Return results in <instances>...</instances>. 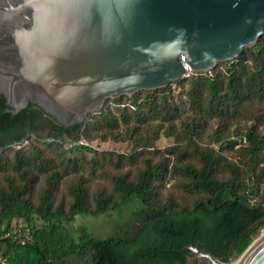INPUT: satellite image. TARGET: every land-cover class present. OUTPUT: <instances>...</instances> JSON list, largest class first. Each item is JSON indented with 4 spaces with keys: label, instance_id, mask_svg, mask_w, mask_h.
Segmentation results:
<instances>
[{
    "label": "trees",
    "instance_id": "1",
    "mask_svg": "<svg viewBox=\"0 0 264 264\" xmlns=\"http://www.w3.org/2000/svg\"><path fill=\"white\" fill-rule=\"evenodd\" d=\"M173 86L181 89L176 97ZM7 108L0 95V170L12 171L0 186V232L4 224L22 222L33 235L24 246L2 242L9 264H193L191 253L180 250L196 244L227 264L264 229V35L210 73L107 99L69 127L31 103L16 115ZM210 123L216 127L204 136ZM94 140L128 141L134 150L99 152L90 145ZM162 140L172 143L161 149ZM82 151L96 158L77 157ZM138 158L141 165L133 167ZM104 168L116 171L103 178L109 190L91 191ZM39 176L47 188L35 204L30 189ZM170 179L188 200L164 194ZM61 183L70 198L66 210L52 200ZM132 199L144 207L123 233L105 239L85 229L76 239L69 234L75 216L115 211Z\"/></svg>",
    "mask_w": 264,
    "mask_h": 264
},
{
    "label": "water",
    "instance_id": "2",
    "mask_svg": "<svg viewBox=\"0 0 264 264\" xmlns=\"http://www.w3.org/2000/svg\"><path fill=\"white\" fill-rule=\"evenodd\" d=\"M264 35V0H0V95L69 127L107 99L233 61ZM193 264H225L198 244ZM238 264H264V235Z\"/></svg>",
    "mask_w": 264,
    "mask_h": 264
},
{
    "label": "rangeland",
    "instance_id": "3",
    "mask_svg": "<svg viewBox=\"0 0 264 264\" xmlns=\"http://www.w3.org/2000/svg\"><path fill=\"white\" fill-rule=\"evenodd\" d=\"M171 90L173 91L175 97L178 96V93L181 92V89H178L176 86H173ZM215 127L216 125L210 123L204 131V136L212 133ZM260 129L263 131L264 126H260ZM230 135H232V132H230ZM206 141L207 139L205 138L202 142L205 143ZM171 143V140H162L158 143V147L163 149L165 146ZM90 145L99 152H116L121 154H129L134 150L132 142L128 141L94 140L90 142ZM22 146L27 147V144L24 143ZM52 154H54V152ZM225 155H227L229 158H233L235 153L233 151H226ZM76 156L80 158L84 157L86 160L96 158V155L94 153H89L86 151L77 153ZM142 161V158H138L134 162H132L134 163L132 166L139 167ZM127 163H129V161ZM260 168H263L264 170V165L260 166ZM6 170L8 171L4 173L0 170V186H4V176H8L10 173H12L10 169ZM103 172L104 174L101 176V178H94V182L89 186L91 191L94 192L95 190H98L102 187L105 190H109L110 184L108 183V180H105L103 178L104 176L106 177L105 174L113 175L116 171L113 168H104ZM33 183L34 185L30 189V191L32 192L31 197L33 202L37 204L41 191L44 188L46 189L47 187L44 186V180L40 176L37 179L33 178ZM51 192L54 206L61 204L63 209L66 210L68 203L70 202V198L66 194L64 184L61 183L56 188H53ZM163 192L165 195H173V197L181 200L189 199V196L181 191V188L179 187V181H177V179L168 180L165 183ZM143 207V203L140 200L132 199L127 201L115 211L95 216L84 214L77 215L75 216L74 221L67 226V230L74 239L77 238L79 232L82 229H85L89 234H91L94 238L97 239L115 237L117 234L123 233L132 226L134 222L135 213L139 212L141 209H143ZM263 233L264 229L259 232V234L254 238V240L258 239ZM239 257L227 264L234 263L239 259Z\"/></svg>",
    "mask_w": 264,
    "mask_h": 264
},
{
    "label": "built area",
    "instance_id": "4",
    "mask_svg": "<svg viewBox=\"0 0 264 264\" xmlns=\"http://www.w3.org/2000/svg\"><path fill=\"white\" fill-rule=\"evenodd\" d=\"M185 71L186 73L184 77H189L193 74L188 66H185ZM244 143L245 141H243V144ZM7 239H12L22 246L30 244L33 242L32 230L28 225H25L22 222H12L9 225L4 224L2 225L0 232V247L2 242ZM0 264H9L2 253H0Z\"/></svg>",
    "mask_w": 264,
    "mask_h": 264
},
{
    "label": "bare ground",
    "instance_id": "5",
    "mask_svg": "<svg viewBox=\"0 0 264 264\" xmlns=\"http://www.w3.org/2000/svg\"><path fill=\"white\" fill-rule=\"evenodd\" d=\"M262 235H264V233H263ZM238 262H239V261H235L234 263H231V264H238Z\"/></svg>",
    "mask_w": 264,
    "mask_h": 264
}]
</instances>
